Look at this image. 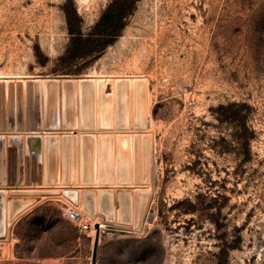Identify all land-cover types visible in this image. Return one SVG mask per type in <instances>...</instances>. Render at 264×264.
Masks as SVG:
<instances>
[{
    "label": "rangeland",
    "instance_id": "rangeland-1",
    "mask_svg": "<svg viewBox=\"0 0 264 264\" xmlns=\"http://www.w3.org/2000/svg\"><path fill=\"white\" fill-rule=\"evenodd\" d=\"M0 73L55 80L59 88L55 95L51 85L47 96L42 87L39 102L36 94L30 101L23 87L20 97L18 87L6 94L1 86L0 136L9 140L22 132L26 139L36 120L33 104L40 108L38 132L62 140L59 153L43 157L38 185L27 182L29 160H12L8 151V180L12 165L25 167L19 189L149 192L153 222L137 233L103 232L98 264H264V0H0ZM98 76L143 80L152 129L149 122L141 128L139 95L133 99L131 92V105V97L119 101L108 85L113 128L96 122L82 128V98L65 97L63 81ZM66 110L77 128L63 127ZM55 111L62 126L46 130ZM20 121L25 128L11 130ZM89 135L97 179L101 165L110 173L113 164V184L82 185L93 143H86L90 153L83 160L80 139ZM66 136H77V146L71 139L65 145ZM111 145L113 160L101 164L100 149L109 154ZM56 176L58 183L48 184ZM123 176L132 183L120 184ZM1 188L17 187L8 181ZM39 197L37 216L16 229L9 223L0 264H37L31 256L46 255L54 245H62L59 252L68 248L61 199ZM40 222L51 227L50 239L32 254V241L36 246L43 236ZM96 234L86 239V264Z\"/></svg>",
    "mask_w": 264,
    "mask_h": 264
},
{
    "label": "water",
    "instance_id": "water-1",
    "mask_svg": "<svg viewBox=\"0 0 264 264\" xmlns=\"http://www.w3.org/2000/svg\"><path fill=\"white\" fill-rule=\"evenodd\" d=\"M105 83L102 82L101 85ZM125 84H127L125 82ZM139 87V99L142 100V103L139 106V116L141 118V128H147L146 123V114H147V106H146V83L143 80H140L138 83ZM51 85H54L55 95H58V84L57 81H48L46 84V93L47 96L51 93ZM18 95L21 97L22 92V84H18ZM33 84L29 85L28 97L30 101L33 100V97L36 94L37 100L40 102L41 100V84L36 82V93L33 90ZM77 82L76 80H66L64 82V96L77 97ZM93 83L88 81L87 79L83 80L80 96L82 98V128L95 127V95L94 89L92 88ZM14 86L12 84L11 91H14ZM105 92V90H104ZM122 101H126L122 100ZM21 108V106H20ZM113 100L112 97H101L100 104V128H113ZM30 113L36 120L33 121L34 118L30 120L28 128L31 132L27 133L26 139L17 133V135L11 136L9 140L5 138V136H0V242L6 241L7 235V222L10 221L11 224L17 222V218H21L26 212H29L32 206L39 203L36 198H21L22 196H45L46 200L49 199H61L67 202V204L73 205L75 207H81L82 212L85 217L91 222L95 223V221L101 217L103 219V223L95 224V229L97 230V236L94 244L93 256H92V264H98L99 258V248H100V238L101 234L107 231H121L127 233H137L143 229V225L148 222H153L154 219V211L151 209L152 199H150V194L147 190H138L136 193H133L132 190L123 189L115 192L109 188H102L100 192H97L96 189L87 188L82 193V201L80 200V193L77 190H72L70 192H59V191H42V190H22L19 189V186H22L26 182L25 178V167L21 164V166L12 165L11 166V178L8 180L6 177V167L5 160L8 151L10 152L12 160H29V170H28V184L29 185H38L41 183V168L43 157H46L47 160H50L53 157L54 152L60 151L62 140L58 136H53L52 134H47V136L43 137L42 132H38L42 128V121L40 119V108L37 106L34 109L33 104L30 105ZM74 116V115H73ZM63 127L65 129H74L77 128L78 125L76 123L69 124L67 110L63 116ZM71 117V116H70ZM110 117V119H109ZM74 117H71V120ZM91 118V119H90ZM48 120V119H47ZM53 121L46 124V130H57L60 129L62 123L60 121V115L55 111V115L52 119ZM70 120V121H71ZM68 121V124H67ZM73 123V122H72ZM11 130L15 131L18 128L19 131H22L25 126L22 121L19 122L18 125L12 124L10 125ZM70 137H64V144L68 145L70 142ZM95 138L93 136H83L81 140L82 144V157L83 160H88V149L87 145L92 142L93 144V163L91 165L84 166V176L82 179V185H95L97 182L100 184H113L115 181L114 177V169L113 164L112 171L107 172L108 169L102 167L100 170V176L97 179V169L95 160L97 157V151L95 149ZM106 139L112 140V138L107 136H101V141H105ZM123 139V137L121 138ZM73 146H77L78 138L77 136L72 137ZM9 143V147H8ZM87 143V145H86ZM130 152V148H128V153ZM101 154V164L102 160H113V146L110 147L109 154L104 149H100ZM121 155V154H120ZM123 156H126L122 153ZM49 162V161H48ZM52 163V162H50ZM49 163V164H50ZM40 171V172H39ZM19 172V177L15 174ZM56 180L49 179L48 184H56L59 180V176H56ZM11 183V185H15L17 188L11 190V198L8 200L7 206V198L5 190L1 187L5 186L7 183ZM148 179H146V182ZM120 184L128 185L132 183L131 178H127L125 176L119 178ZM74 184H78L77 177H74ZM20 196V197H19ZM147 209V212H145ZM146 213V215H145ZM8 215V217H7ZM145 215V216H144ZM18 218V219H19ZM11 232V230H9Z\"/></svg>",
    "mask_w": 264,
    "mask_h": 264
},
{
    "label": "crops",
    "instance_id": "crops-1",
    "mask_svg": "<svg viewBox=\"0 0 264 264\" xmlns=\"http://www.w3.org/2000/svg\"><path fill=\"white\" fill-rule=\"evenodd\" d=\"M73 188H79L80 193L83 192V190H85L84 187H73ZM115 192H117L118 188L115 187V189H113ZM100 192V190H97V192ZM6 193V198H7V206H8V200L12 197L11 196V191L9 189L5 190ZM20 197V196H19ZM35 198L34 196H22L21 198ZM41 199H43L44 197L41 196L39 197ZM59 202L63 203V208L62 211L63 213L61 214V218L64 220V223L66 225L67 229V233H69L70 237L67 236L66 240H65V244L68 246V248H66V250L64 252H59V250L61 249L62 245L57 246L54 245V247L52 249H47L46 251L48 252L46 255H39L36 258H34V256H31L30 261L31 262H36L37 264H66V263H71V264H86V258H85V251H86V239L87 237L89 239H92V230H84L82 228L81 224H78L76 222H74L73 220H71L68 215H67V207L69 206L66 202H64L63 200H59ZM43 206V204H35L34 206H32L29 212H26L21 218L17 219V222L15 223V229L21 225H25L27 224L29 221H31V219H33V217L37 216V211ZM8 217V215H7ZM97 220H99V222L95 223H102L103 219L101 217H99ZM46 224L48 222H45ZM43 222H40L38 224V227L43 231V236L38 240V242L36 243V246H34V240L32 241L33 243V249H32V254H34V252H38V251H42L41 247L42 243L44 241H49V237H47V235L49 234V232L52 230L51 227H48L45 229V225ZM7 226H9V222L7 224ZM103 235V234H102ZM103 236H101L102 238ZM58 238L55 237L54 240H56ZM96 238V237H95ZM100 238V241H101ZM122 239H131L130 237H123L121 239H119L120 241ZM118 240V241H119ZM93 246L95 241L91 240ZM101 243V242H100ZM49 251L51 253H49ZM100 259V258H99ZM92 262V260H91ZM99 264H100V260H99Z\"/></svg>",
    "mask_w": 264,
    "mask_h": 264
},
{
    "label": "bare ground",
    "instance_id": "bare-ground-1",
    "mask_svg": "<svg viewBox=\"0 0 264 264\" xmlns=\"http://www.w3.org/2000/svg\"><path fill=\"white\" fill-rule=\"evenodd\" d=\"M27 78V77H26ZM30 79V78H29ZM126 79V80H125ZM141 79V78H140ZM83 80H85V79H82V80H77L76 82H77V91H78V94L80 95V93H81V87H82V82H83ZM88 81H91L92 83H93V86H92V88L94 89V95H95V100H96V127L98 126H100V124H99V122H100V114H99V111H100V104H101V97L102 96H105V97H109V96H111L112 97V100H114L113 99V96L112 95H106V93L104 92V90H105V85H108V87H110V89H111V91H112V93H114L113 95L114 96H116L117 95V97L119 98V101L120 100H122L123 98H124V100H125V98H127V99H130L129 97H131V105H132V102H134V101H132L133 99H135V95L137 96L136 98L138 99V93H139V87H138V82L140 81V80H138V79H136V78H129L128 76L125 78V77H116V78H112V76H111V78H110V76L109 77H92V78H89V79H87ZM136 80H138V81H136ZM36 82H39L40 84H41V90H42V87L43 88H45V90H46V84H45V82H48V81H46V80H28V79H25V77H23V76H20V75H14V74H12V73H9V74H5V73H0V89H1V86H2V84H3V86H4V88H5V93L6 94H9V92H10V90H11V86H12V84H14L13 86H14V92H17V87H19L17 84H22V87H23V91H27V94H28V90H29V85L30 84H33V90H34V92H35V90H36ZM63 82H65V81H63ZM102 82H104L105 84L104 85H101V83ZM125 82L127 83V84H125ZM136 84V85H135ZM43 85V86H42ZM136 86V87H135ZM118 88V89H117ZM131 92H132V94L134 95L133 97V99H132V95H131ZM129 93H130V95L131 96H129ZM148 102H149V100H148ZM135 104V103H134ZM132 109V108H131ZM134 109V108H133ZM98 116V117H97ZM149 116H150V110H149ZM148 116V117H149ZM147 118V117H146ZM149 122V126H150V128L152 127V122H151V119H149V120H146V123H148ZM97 123H98V125H97ZM152 129V128H151ZM97 183H99V182H97ZM77 186V185H76ZM62 188H63V186H59V187H57V189L58 190H55V191H59L60 189L62 190ZM36 190H38V189H36ZM74 191V190H77V191H79V189H75V188H64L63 190H62V192H70V191ZM120 190H123V189H120ZM42 191H47V190H42ZM54 191V190H53ZM84 191V190H83ZM119 191V190H118ZM117 191V192H118ZM60 192V191H59ZM79 193H80V191H79ZM83 193V192H82ZM38 196H42V195H38ZM38 196H34V197H38ZM33 198V197H32ZM36 199H38V198H36ZM80 200L82 201V198H81V194H80ZM19 218V217H18ZM17 218V219H18ZM16 219V220H17ZM9 223H10V221H9ZM103 223V222H102ZM101 223V224H102ZM8 224V223H7ZM95 224L96 223H94V230H95ZM97 231V230H96ZM96 236H97V234H96ZM95 240H96V238H95ZM95 244V243H94ZM93 250H94V248H93ZM92 256H93V254H92ZM91 264H92V262H91Z\"/></svg>",
    "mask_w": 264,
    "mask_h": 264
},
{
    "label": "built area",
    "instance_id": "built-area-1",
    "mask_svg": "<svg viewBox=\"0 0 264 264\" xmlns=\"http://www.w3.org/2000/svg\"><path fill=\"white\" fill-rule=\"evenodd\" d=\"M67 207V215L74 222L81 224L84 230H92L94 229V223H91L83 214L81 207H75L73 205L68 204Z\"/></svg>",
    "mask_w": 264,
    "mask_h": 264
},
{
    "label": "trees",
    "instance_id": "trees-1",
    "mask_svg": "<svg viewBox=\"0 0 264 264\" xmlns=\"http://www.w3.org/2000/svg\"><path fill=\"white\" fill-rule=\"evenodd\" d=\"M113 21L111 20V23H112Z\"/></svg>",
    "mask_w": 264,
    "mask_h": 264
}]
</instances>
